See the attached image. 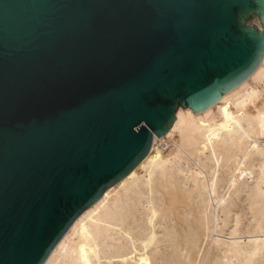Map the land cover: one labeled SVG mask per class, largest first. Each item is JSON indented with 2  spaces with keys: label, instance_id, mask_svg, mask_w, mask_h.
I'll return each instance as SVG.
<instances>
[{
  "label": "water",
  "instance_id": "95a60500",
  "mask_svg": "<svg viewBox=\"0 0 264 264\" xmlns=\"http://www.w3.org/2000/svg\"><path fill=\"white\" fill-rule=\"evenodd\" d=\"M263 56L264 0H0V264H44Z\"/></svg>",
  "mask_w": 264,
  "mask_h": 264
},
{
  "label": "bare ground",
  "instance_id": "6f19581e",
  "mask_svg": "<svg viewBox=\"0 0 264 264\" xmlns=\"http://www.w3.org/2000/svg\"><path fill=\"white\" fill-rule=\"evenodd\" d=\"M44 264H264V56L208 109L178 107Z\"/></svg>",
  "mask_w": 264,
  "mask_h": 264
},
{
  "label": "rangeland",
  "instance_id": "374dc122",
  "mask_svg": "<svg viewBox=\"0 0 264 264\" xmlns=\"http://www.w3.org/2000/svg\"><path fill=\"white\" fill-rule=\"evenodd\" d=\"M249 22H250V23H251V22H255V20H254V19H251Z\"/></svg>",
  "mask_w": 264,
  "mask_h": 264
}]
</instances>
